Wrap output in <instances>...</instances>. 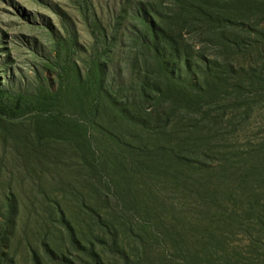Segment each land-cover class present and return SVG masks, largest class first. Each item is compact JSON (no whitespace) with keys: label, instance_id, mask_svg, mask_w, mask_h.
<instances>
[{"label":"rangeland","instance_id":"1","mask_svg":"<svg viewBox=\"0 0 264 264\" xmlns=\"http://www.w3.org/2000/svg\"><path fill=\"white\" fill-rule=\"evenodd\" d=\"M0 92V264H264V0H0Z\"/></svg>","mask_w":264,"mask_h":264},{"label":"trees","instance_id":"2","mask_svg":"<svg viewBox=\"0 0 264 264\" xmlns=\"http://www.w3.org/2000/svg\"><path fill=\"white\" fill-rule=\"evenodd\" d=\"M162 39V40H161ZM151 42L153 43V45H154V49H155V55H156V59L157 60H161V57H163V50L160 48V45L161 44H163V43H165L166 41H165V39H163V38H161V36H160V34H158L157 32H154V36H153V38L151 39ZM167 45V44H166ZM93 92H95V91H93ZM92 92V93H93ZM1 93V95H3V92H0ZM98 94H100L99 92H98ZM100 101V100H99ZM101 103L100 102H98V101H95L94 103H93V105H92V110H91V113H93V112H95V111H98V107H100L99 105H100Z\"/></svg>","mask_w":264,"mask_h":264}]
</instances>
